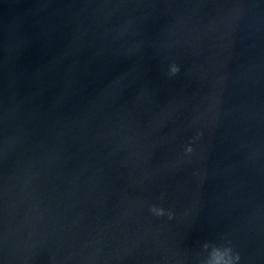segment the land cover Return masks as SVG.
<instances>
[{"label":"water","instance_id":"1","mask_svg":"<svg viewBox=\"0 0 264 264\" xmlns=\"http://www.w3.org/2000/svg\"><path fill=\"white\" fill-rule=\"evenodd\" d=\"M229 241L264 264V0H0V264Z\"/></svg>","mask_w":264,"mask_h":264},{"label":"clouds","instance_id":"2","mask_svg":"<svg viewBox=\"0 0 264 264\" xmlns=\"http://www.w3.org/2000/svg\"><path fill=\"white\" fill-rule=\"evenodd\" d=\"M179 67L177 65H172L170 67V75H176L179 72ZM186 153H191L192 148L187 147L185 149ZM150 212L157 216V217H162L167 215L168 219L171 220L174 218V214L172 213L171 210H165L163 207H157V206H152L150 208ZM214 251H217V249H214ZM225 252L227 253V258L225 260V264H239L240 261V253L239 252H234L233 248L231 247V242H227V245L225 247ZM214 264H221L220 260H215Z\"/></svg>","mask_w":264,"mask_h":264}]
</instances>
